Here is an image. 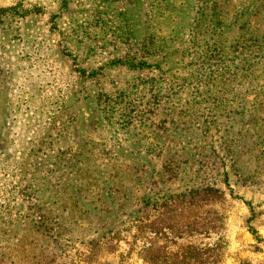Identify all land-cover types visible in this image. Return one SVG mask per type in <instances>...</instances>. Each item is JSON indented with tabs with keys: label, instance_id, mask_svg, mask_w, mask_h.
<instances>
[{
	"label": "rangeland",
	"instance_id": "rangeland-1",
	"mask_svg": "<svg viewBox=\"0 0 264 264\" xmlns=\"http://www.w3.org/2000/svg\"><path fill=\"white\" fill-rule=\"evenodd\" d=\"M0 264H264V0H0Z\"/></svg>",
	"mask_w": 264,
	"mask_h": 264
},
{
	"label": "trees",
	"instance_id": "trees-1",
	"mask_svg": "<svg viewBox=\"0 0 264 264\" xmlns=\"http://www.w3.org/2000/svg\"><path fill=\"white\" fill-rule=\"evenodd\" d=\"M200 250H202V249H200Z\"/></svg>",
	"mask_w": 264,
	"mask_h": 264
}]
</instances>
